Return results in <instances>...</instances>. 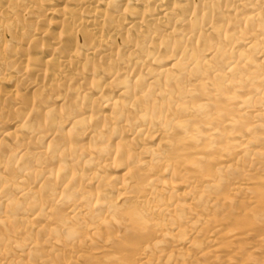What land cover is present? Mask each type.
I'll return each mask as SVG.
<instances>
[{"label": "bare ground", "instance_id": "1", "mask_svg": "<svg viewBox=\"0 0 264 264\" xmlns=\"http://www.w3.org/2000/svg\"><path fill=\"white\" fill-rule=\"evenodd\" d=\"M0 264H264V0H0Z\"/></svg>", "mask_w": 264, "mask_h": 264}]
</instances>
